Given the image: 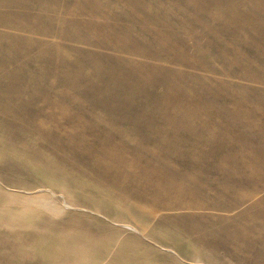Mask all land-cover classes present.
I'll use <instances>...</instances> for the list:
<instances>
[{
    "label": "rangeland",
    "instance_id": "1",
    "mask_svg": "<svg viewBox=\"0 0 264 264\" xmlns=\"http://www.w3.org/2000/svg\"><path fill=\"white\" fill-rule=\"evenodd\" d=\"M0 264H264V0H0Z\"/></svg>",
    "mask_w": 264,
    "mask_h": 264
},
{
    "label": "bare ground",
    "instance_id": "2",
    "mask_svg": "<svg viewBox=\"0 0 264 264\" xmlns=\"http://www.w3.org/2000/svg\"><path fill=\"white\" fill-rule=\"evenodd\" d=\"M126 225V224H125Z\"/></svg>",
    "mask_w": 264,
    "mask_h": 264
}]
</instances>
